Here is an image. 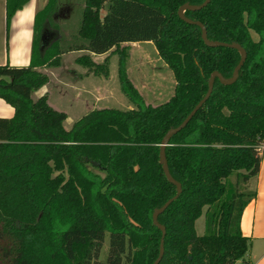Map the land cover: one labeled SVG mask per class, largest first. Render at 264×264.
Returning <instances> with one entry per match:
<instances>
[{
	"label": "trees",
	"instance_id": "1",
	"mask_svg": "<svg viewBox=\"0 0 264 264\" xmlns=\"http://www.w3.org/2000/svg\"><path fill=\"white\" fill-rule=\"evenodd\" d=\"M6 1L9 30L30 0ZM204 1L84 0L70 34L58 17L62 0L37 11L31 63L0 64V98L16 108L0 116V264L157 259L163 230L154 210L178 194L161 161L163 136L198 105L216 69L232 77L242 58L239 48L209 46L201 25L178 13ZM185 14L201 20L211 40L241 43L248 57L233 84L216 76L210 98L166 148L183 190L159 216L167 228L159 264H236L251 247L241 218L257 194L249 183L263 160L264 0H212ZM134 41H153L174 70L175 91L162 103H146L128 74L123 44ZM72 50L88 52L79 60L106 74L108 61L96 62L92 53L120 51L119 77L134 107L95 108L68 128L66 111L36 92L50 81L45 68Z\"/></svg>",
	"mask_w": 264,
	"mask_h": 264
},
{
	"label": "crops",
	"instance_id": "2",
	"mask_svg": "<svg viewBox=\"0 0 264 264\" xmlns=\"http://www.w3.org/2000/svg\"><path fill=\"white\" fill-rule=\"evenodd\" d=\"M47 2L48 0H30L23 8L17 10L8 30L7 1L0 0V64L10 62L12 65L19 66L31 63L35 37V16L39 9L46 6ZM123 45H128L129 49L125 65L132 82L139 89L146 103L157 105L159 99L150 100L147 92L160 87L155 84V81L158 80L156 75L157 72L163 70V67H168V63L160 55L153 41L125 42ZM148 46H153L154 50L145 49ZM132 47H144V49L130 51ZM113 52L115 51L111 50L102 54L92 53V56L96 62L102 63L99 59L104 58L108 61ZM87 53L84 50H72L63 55L59 67L63 68L65 65L68 70L64 78L58 77L52 70L53 68H45L50 74V81L36 92V96L48 94L49 102L54 107L56 105L52 101L55 100L56 95L68 96V106L78 109L73 116L68 110H65L68 128L73 126L75 120L95 108L134 107V104L127 101L128 98L117 97L110 91L111 89L106 87L108 81L111 82L110 71L106 74L95 72L93 69L88 70L87 66L79 60ZM15 110L14 106L4 98H0V116H13ZM262 155L263 160L259 173L249 183L254 190H257V194L245 206L241 218L243 233L250 237L251 247L244 257L236 261V264H264V150Z\"/></svg>",
	"mask_w": 264,
	"mask_h": 264
},
{
	"label": "rangeland",
	"instance_id": "3",
	"mask_svg": "<svg viewBox=\"0 0 264 264\" xmlns=\"http://www.w3.org/2000/svg\"><path fill=\"white\" fill-rule=\"evenodd\" d=\"M62 1H63L62 5L64 6V9L62 10V12L59 13L58 17L60 19V22L62 24V29L64 30V32L70 34L71 32L77 31V29L79 28V25H80L81 20H82L81 15H82V11H83L84 0H62ZM104 12L105 11H103V14H104ZM253 33H254V36L256 38H259V35L255 31H253ZM143 49H144V47L143 48L142 47H132L130 49V51H138V50H143ZM145 49H150L151 51L154 50L153 46H150V47L148 46V48H145ZM121 54L122 53H120V51L116 50L115 52L111 53V55L108 59V64H109V69H110L109 75L111 77V82L109 80L106 87L111 89L110 91H112L117 97H120L123 99L128 98L127 101L132 102L129 99L128 93L125 91L124 87L122 86V83H121V80L119 77V73H120L119 66H120V61H121ZM99 60L102 62L106 61V59H104V58L99 59ZM59 66H54L51 68H53L52 70L55 71V74L58 77L64 78L65 75L67 74L68 70H66L65 65L63 68H61ZM87 68H88V66H87ZM88 70H90V69L88 68ZM56 75H54V76H56ZM156 77H158V80L155 81V84H158L160 87L158 89L156 88V90H152L150 92H147V95L149 96L150 100H152V101L159 99V100H157V102L159 104V102L161 103L162 101L168 99L175 91L174 70L170 66H168L166 68L163 67V70H161V72H157ZM112 82H114V83H112ZM109 83H110V85L111 84L112 85L108 86ZM107 95H108V92H107ZM52 102L57 107L64 109V110H68L71 113V116H73V114H75V112L78 110V109L74 108V106H68L69 100H68V96H66V95H61V96L56 95L55 100H53ZM107 106H109V105L107 104ZM249 188H250V190H253V187L250 185H249ZM205 223H206V215L203 214L196 222V227H197L198 232L200 234L204 233L206 230ZM103 248L104 249L102 251L101 258L106 259L107 255H108V251H109V240L108 239L105 241Z\"/></svg>",
	"mask_w": 264,
	"mask_h": 264
},
{
	"label": "water",
	"instance_id": "4",
	"mask_svg": "<svg viewBox=\"0 0 264 264\" xmlns=\"http://www.w3.org/2000/svg\"><path fill=\"white\" fill-rule=\"evenodd\" d=\"M212 0H205L204 2L200 3V4H190V3H185L183 5L180 6L178 13L181 15V17L185 20H187L190 23H194V24H200L202 27V31H203V38L206 41V43L209 46H228V47H235V48H239L240 51L242 52V58L239 61V63L236 65V68L233 72V76L232 77H226L220 70L216 69L210 76L209 79V90L207 91V93L204 95V97L198 102V105L187 115V117L183 120V122L181 123V125L176 126V127H172L168 130V132L163 136V142L161 144V153H160V157H161V161L164 167V171L166 173V175H168L169 179L175 183L177 185L178 188V194L171 197L170 199H168L164 205H162L161 207H157L154 211V215H153V220H154V224H156L159 228H161L163 230V237L161 239V249H160V254L157 257V259L153 262V264H159L160 261L162 260L165 251H166V246H165V237H166V233H167V228L166 226H164L160 221H159V216L165 212V209L168 207V205H170V203H172L175 199H177L183 190V184L177 180L174 175H172L171 170H170V165H169V161H168V157H166V148L167 146L171 143V138L173 135H175L176 133H178L179 131H181L182 128H184L192 119V117L198 112V110L205 104V102L210 98L211 94L213 93L214 90V82H215V78L216 76H218L220 78V80L224 83V84H233V82H235L239 75H240V71L243 67V64L245 63L247 57H248V51L246 48H244V46H242L241 43L237 42V41H232V43L226 42V41H222V40H211L209 38V31H207V28L205 26V24L201 21V20H193L190 17H188L185 14V11L190 9V10H197V9H201L205 6H207Z\"/></svg>",
	"mask_w": 264,
	"mask_h": 264
},
{
	"label": "built area",
	"instance_id": "5",
	"mask_svg": "<svg viewBox=\"0 0 264 264\" xmlns=\"http://www.w3.org/2000/svg\"><path fill=\"white\" fill-rule=\"evenodd\" d=\"M261 150L262 151L264 150V143L261 145Z\"/></svg>",
	"mask_w": 264,
	"mask_h": 264
}]
</instances>
